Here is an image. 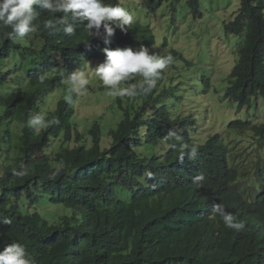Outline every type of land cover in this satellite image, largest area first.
I'll return each instance as SVG.
<instances>
[{
  "label": "clouds",
  "instance_id": "obj_1",
  "mask_svg": "<svg viewBox=\"0 0 264 264\" xmlns=\"http://www.w3.org/2000/svg\"><path fill=\"white\" fill-rule=\"evenodd\" d=\"M169 2L0 0V154L83 196L76 207L52 202L39 228L60 242L75 228L92 235L96 264H155L159 252L179 253L176 264H264V79L261 94L237 93L236 8L223 22L234 39L221 60L225 89L203 76L191 102L179 82L186 56L154 32ZM23 108L24 119L5 116ZM26 128L43 137L28 159ZM114 210L144 217L146 249L119 250L106 221ZM23 229L0 234V264H38L15 237ZM27 240L45 249L44 236Z\"/></svg>",
  "mask_w": 264,
  "mask_h": 264
},
{
  "label": "trees",
  "instance_id": "obj_2",
  "mask_svg": "<svg viewBox=\"0 0 264 264\" xmlns=\"http://www.w3.org/2000/svg\"><path fill=\"white\" fill-rule=\"evenodd\" d=\"M235 17L236 31L242 35L239 45V65L235 68L237 75V93L247 96L261 94L262 79H264V0H239ZM230 22L226 23V26ZM5 37L0 31V40ZM1 79V78H0ZM2 80V79H1ZM244 99V98H243ZM28 113L27 109L20 111H7L5 116L9 118L23 117ZM33 113H29V118ZM43 141L40 134L31 133L28 128L20 139L21 152L28 159L34 147ZM7 144V141H3ZM4 166L0 167V220L9 218L11 225L0 224V234L6 231L24 228L15 233L19 241L26 242L38 264H96L93 256L92 235H83L82 230L74 229L75 239L60 242L55 239L49 228H39L47 222L39 218L49 214L48 208L52 202H65L68 206L76 207V202L84 204L83 196H73L67 190L68 184L62 178H46V172L40 166L31 168L28 160L26 167L19 159H10L6 154H0ZM47 161V160H46ZM23 171L25 175L15 173ZM54 171V170H53ZM52 171V172H53ZM49 183H58V186ZM143 216L121 214L118 210L109 212L106 221L116 230L118 236V248L122 250L129 244L134 251L146 249L148 241L141 235V222ZM101 226V225H100ZM97 227L88 230L94 232ZM44 236L45 249L27 238L33 235ZM183 253V252H181ZM198 252L197 254H201ZM155 264H176L179 261V253L159 252L154 258ZM141 264H147L143 258L137 259ZM126 264V263H125Z\"/></svg>",
  "mask_w": 264,
  "mask_h": 264
},
{
  "label": "rangeland",
  "instance_id": "obj_3",
  "mask_svg": "<svg viewBox=\"0 0 264 264\" xmlns=\"http://www.w3.org/2000/svg\"><path fill=\"white\" fill-rule=\"evenodd\" d=\"M237 5L238 0H197L192 6L186 0H170L158 10L154 32L160 40L178 45L188 60L181 68L179 82L183 87H190L191 102L203 97V76L210 77L218 89H225L221 60L232 48L234 39L224 33L223 22L231 17ZM223 105L227 110L233 108L227 100Z\"/></svg>",
  "mask_w": 264,
  "mask_h": 264
}]
</instances>
